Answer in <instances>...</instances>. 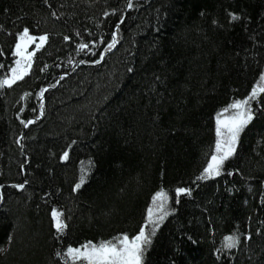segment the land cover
<instances>
[{
  "label": "trees",
  "instance_id": "obj_1",
  "mask_svg": "<svg viewBox=\"0 0 264 264\" xmlns=\"http://www.w3.org/2000/svg\"><path fill=\"white\" fill-rule=\"evenodd\" d=\"M25 27L47 39L0 86V264H73L69 246L151 233L161 190L167 215L143 264H264V93L250 99L264 0H0V81ZM245 98L253 119L235 151L198 179L217 115Z\"/></svg>",
  "mask_w": 264,
  "mask_h": 264
},
{
  "label": "snow or ice",
  "instance_id": "obj_2",
  "mask_svg": "<svg viewBox=\"0 0 264 264\" xmlns=\"http://www.w3.org/2000/svg\"><path fill=\"white\" fill-rule=\"evenodd\" d=\"M131 6V3H129L128 7ZM53 15H55V13H53ZM230 16L233 20L239 18L231 13ZM37 39L40 41V43L36 44V48L38 49L47 39V36L41 35L37 38L36 36L30 35L27 27L17 34L14 55L19 58L15 61V66L10 69L11 75L0 81V86L8 85L10 87L12 84L16 83V81L23 79L28 73L31 68L33 53L28 52L27 48L29 44ZM68 39L69 37L66 36L65 40ZM113 41H115V34H113ZM113 46L114 44L109 45V47ZM78 47L83 50L87 48L88 45L81 43ZM260 93H264V73H261L258 84L253 87L250 93V99H255ZM229 108L235 109L233 115L225 119H221L220 115H217L215 151L211 154L207 166L203 169L198 179L218 176L220 174V168L224 161L235 151L236 141L239 138L240 132L253 119L249 98L236 100L229 105ZM224 111L227 112L228 108L224 109ZM27 123H32V121H28ZM27 123L25 126H27ZM67 157L68 153L65 152L61 159H67ZM14 187L23 188L24 184H17ZM75 187L79 188L80 184H77ZM175 193L177 197L181 194L190 195L191 190L184 187H177ZM166 201L167 194L162 190L156 192L153 196L155 207H149L147 209V219L145 221L146 224H151L153 226L151 233H146L145 227L141 226L138 233L132 235L131 238L127 234H123L113 241H103L99 244L88 242L78 248L69 246L65 253L66 257L71 259L73 264H75L76 261H83L84 264H143V256L146 247L151 243V237L155 235L156 228L159 227L160 222H162L167 215V210L165 208ZM59 216L60 213L53 209L52 218L54 226L57 231H62L64 224L59 219ZM225 241V247L227 248L235 247L238 242L237 238L233 236H226ZM57 254L59 255V253Z\"/></svg>",
  "mask_w": 264,
  "mask_h": 264
},
{
  "label": "rangeland",
  "instance_id": "obj_3",
  "mask_svg": "<svg viewBox=\"0 0 264 264\" xmlns=\"http://www.w3.org/2000/svg\"><path fill=\"white\" fill-rule=\"evenodd\" d=\"M39 36H37V38H38ZM45 42V41H44ZM43 42V43H44ZM37 43H40V41L37 39L36 41H34L33 43H31V44H29L28 45V48H27V51L28 52H32L33 53V55L35 54V51L37 50V48H36V44ZM33 55H32V58H33ZM19 58V57H18ZM48 88H46L45 90H47ZM41 111V110H40ZM235 113V109H229L227 112H225V111H223V112H221V115H220V118L221 119H225V118H227V117H229V116H231V115H233ZM39 118H41V117H39ZM38 118V119H39ZM217 121V120H216ZM237 141H238V139H237ZM237 141H236V144H237ZM236 146V145H235ZM0 189H1V186H0ZM154 219H155V217H154ZM76 262H78L77 264H84V262L83 261H76Z\"/></svg>",
  "mask_w": 264,
  "mask_h": 264
},
{
  "label": "water",
  "instance_id": "obj_4",
  "mask_svg": "<svg viewBox=\"0 0 264 264\" xmlns=\"http://www.w3.org/2000/svg\"><path fill=\"white\" fill-rule=\"evenodd\" d=\"M128 4H129V2H128ZM113 34H115V41H113V42H114V47H113L111 50H113V49L116 47V45L118 44V41H117V28L114 30V33H113ZM111 50H109L108 52H106V53L103 54L102 60L105 58V56H106ZM72 63H74V61H72ZM68 67H69V66H68ZM77 67H78V65L76 66V68H77ZM69 74H70L69 72H64V73H62V74L60 75V78H59L58 82H57V86L59 85L62 76H67V75H69ZM43 98H44V93L41 95L40 99L42 100ZM42 116H43V112L40 111V117H42ZM34 120H35V118L30 119L29 121H32V122H33ZM27 122H28V121H27ZM27 122H26V123H27ZM26 123H25V124H26ZM28 124H30V123H27V126H28ZM27 126L24 125V129H25Z\"/></svg>",
  "mask_w": 264,
  "mask_h": 264
},
{
  "label": "bare ground",
  "instance_id": "obj_5",
  "mask_svg": "<svg viewBox=\"0 0 264 264\" xmlns=\"http://www.w3.org/2000/svg\"><path fill=\"white\" fill-rule=\"evenodd\" d=\"M72 64H74V63H72ZM68 66H71V64H70V65H68ZM49 88L51 89L52 87H49ZM49 88H48V89H49ZM62 258H64V257H62Z\"/></svg>",
  "mask_w": 264,
  "mask_h": 264
}]
</instances>
